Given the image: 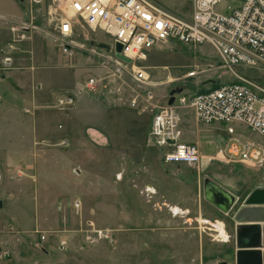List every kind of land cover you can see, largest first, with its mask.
Instances as JSON below:
<instances>
[{"label":"rangeland","instance_id":"rangeland-1","mask_svg":"<svg viewBox=\"0 0 264 264\" xmlns=\"http://www.w3.org/2000/svg\"><path fill=\"white\" fill-rule=\"evenodd\" d=\"M16 1L22 14L9 17L7 25L24 20L30 28L0 81V264H234L233 224L229 217L214 220L220 212L208 213L203 183L209 179L236 196V213L264 187V169L216 157L215 143L264 148V138L239 123L229 124L234 133H228L227 124L198 122L183 110L182 134L197 129L202 149L212 155L199 165L173 166L161 164L142 130L171 89L195 92L233 80L212 46L164 43L148 52L142 64L149 80L138 83L130 64H116L110 51L91 44L110 42L108 35L74 31L73 55L67 57L59 50L50 0ZM155 1L178 14L190 11V0ZM1 33L0 63L12 38L10 29ZM31 37L34 49L27 46ZM192 69L198 74L182 77ZM237 71L264 83L262 65ZM89 76L101 78L96 91L82 86ZM59 92L74 95V103L56 105ZM146 92L153 93L149 101ZM150 151L154 158L142 159ZM165 177L171 195L186 200V207L176 204L187 209L183 216L170 214L156 187L153 195L142 192ZM201 218L221 224L214 229ZM88 223L108 229L110 239L85 241ZM220 226L225 241L217 237Z\"/></svg>","mask_w":264,"mask_h":264},{"label":"built area","instance_id":"built-area-1","mask_svg":"<svg viewBox=\"0 0 264 264\" xmlns=\"http://www.w3.org/2000/svg\"><path fill=\"white\" fill-rule=\"evenodd\" d=\"M39 4L43 0H30ZM50 15L55 19L60 52L71 57L73 32L84 30L87 34L101 31L110 37L111 58L118 65L130 64L131 74L138 83L149 80V72L142 64L148 52L167 42H179L188 47L208 43L215 50L220 64L232 77V81L199 92L174 93L169 104V94L163 104L153 112L148 141L159 150L165 163L199 165L205 158L196 143L182 140L181 112L188 110L198 122L227 124V132L234 133L231 123L250 128L264 138V83L244 76L238 67H264V0H190V11L181 15L170 11L155 0H50ZM30 23L20 21L10 28L12 38L6 44V52L0 63V81L17 43L28 38ZM121 50H114L115 43ZM198 74L188 70L182 77ZM101 78L89 76L83 82L87 91H96ZM153 93L146 92V101ZM58 106L72 105L74 95L59 92L55 98ZM136 104V98L131 105ZM246 142L243 145L218 147L216 157L227 161L247 162L264 169V148ZM208 159L211 158L207 157ZM119 177V175H117ZM147 196L156 193L146 184L142 190ZM165 204L172 216H183L187 209ZM74 206H79L75 201ZM176 208V210L172 209ZM87 242L110 239L108 229L88 223L84 230ZM40 238L45 239L41 234Z\"/></svg>","mask_w":264,"mask_h":264},{"label":"water","instance_id":"water-1","mask_svg":"<svg viewBox=\"0 0 264 264\" xmlns=\"http://www.w3.org/2000/svg\"><path fill=\"white\" fill-rule=\"evenodd\" d=\"M91 44L106 51L111 49L110 45L104 41L91 40ZM114 50L118 53L121 50V44L116 42ZM180 91L179 87L170 90L169 104L173 101L174 93ZM203 193L204 197L222 212L229 211L236 202L233 194H229L209 179L204 180ZM259 210H262L261 216L257 215ZM233 220L236 223L234 264H264V187L257 188L247 196L243 206L233 215ZM218 264H227V262L221 261Z\"/></svg>","mask_w":264,"mask_h":264},{"label":"crops","instance_id":"crops-1","mask_svg":"<svg viewBox=\"0 0 264 264\" xmlns=\"http://www.w3.org/2000/svg\"><path fill=\"white\" fill-rule=\"evenodd\" d=\"M2 3H4L5 5L4 6H2ZM3 7V8H2ZM18 7H19V5H18V3H17V1L16 0H0V32H2L1 33V35L3 36V34L5 33V31L8 33L9 32V29L11 28L10 27V25L8 26L7 24H9L8 23V18L9 17H13V16H16V17H20V15L22 14L21 13V10H19L18 9ZM167 8V7H166ZM168 9V8H167ZM170 10V9H169ZM171 11V10H170ZM172 12H174V11H172ZM176 13V12H175ZM178 14V13H177ZM181 15H183V14H181ZM10 27V28H9ZM77 31V30H76ZM100 41H103V40H100ZM35 44H36V42H35V37H31V39L27 42V46L28 47H30V48H35ZM37 45V44H36ZM197 121V120H196ZM149 124H150V121H149V123L148 124H145L146 125V127H145V125L143 126V132H144V134L146 133L147 134V131H148V129H149ZM142 128V126H139V129H141ZM144 128H145V131H144ZM147 128V129H146ZM184 137L186 138V140H184ZM182 140L183 141H186V142H193V143H196L197 145H198V147H199V150H200V152H201V154L204 156V157H210V155H212L211 153H207V152H205L203 149H202V144L200 143V141H199V136H198V133H197V129L196 130H194V132H193V134H192V136H189V135H183L182 134ZM221 140V139H220ZM220 143H224V140H221V141H219ZM219 142H217V143H215V146H216V150H215V152L214 153H216V151H217V149H218V145H219ZM136 143H137V141H136ZM138 144V143H137ZM220 147V146H219ZM159 152H157V154H158ZM213 153V154H214ZM153 155V152H144V156H142V159H144L145 157H146V159L147 160H150V156H152ZM152 158H154L153 156H152ZM161 161V160H160ZM163 163V161H161V164ZM170 164V163H169ZM177 166V165H180V163H173V166ZM153 179V178H152ZM161 179V183L159 182V180ZM155 178V179H153V182H149L150 183V185H153V187L155 188H157L158 189V191L168 200L167 202H168V204L169 205H176V204H178V205H180V206H183V207H186L185 205H183L182 204V202L183 201H186L184 198H179V197H175L174 195H171V192H169L168 191V189H166L165 188V183H164V181H166L168 178ZM162 179H163V181H162ZM171 179V178H170ZM236 197V196H235ZM238 198L236 197V202L238 201L237 200ZM236 202L233 204V206H232V208L229 210V211H227V212H222L220 209H218L217 207H215V206H213L212 204H208V205H210V212H208L210 215H214L215 214V212L217 211V212H220L221 214H219L220 216L219 217H216V215H215V217H213L214 218V220H224L225 221V218L226 217H229V219H231V222H232V224H233V234H234V226H235V221L233 220V218H232V216L235 214V211H234V206H235V204H236ZM171 203V204H170ZM182 204V205H181ZM177 205V206H178ZM200 205V207H199V210L201 211H203V205H201V203L200 204H198V206ZM182 208V207H181ZM201 211V212H202ZM204 212V211H203ZM217 218H219V219H217ZM202 219V218H201ZM203 219H206V218H203ZM208 220V219H207ZM224 221H222V222H224ZM208 222L210 223V221L208 220ZM221 223H219V225H220ZM224 224V223H223ZM234 252H235V250H234Z\"/></svg>","mask_w":264,"mask_h":264},{"label":"bare ground","instance_id":"bare-ground-1","mask_svg":"<svg viewBox=\"0 0 264 264\" xmlns=\"http://www.w3.org/2000/svg\"><path fill=\"white\" fill-rule=\"evenodd\" d=\"M245 126V125H244ZM246 127V126H245ZM226 191V190H225ZM230 194V193H229ZM229 200V199H228ZM172 209L176 210V208L172 207ZM246 215L248 216V212H246ZM257 215L261 216L262 215V210H259ZM182 216V215H181ZM203 223H208L210 225L214 226V229L216 228V226L219 224V222L216 223H209L207 219H202ZM262 224V223H261ZM218 232L219 234L217 235L218 238H220L221 240L225 241L227 234L225 233V231L223 230V228L220 226L218 227ZM234 234H235V226H234Z\"/></svg>","mask_w":264,"mask_h":264},{"label":"trees","instance_id":"trees-1","mask_svg":"<svg viewBox=\"0 0 264 264\" xmlns=\"http://www.w3.org/2000/svg\"><path fill=\"white\" fill-rule=\"evenodd\" d=\"M216 86H217V85H216ZM216 86H214V87H216ZM214 87L212 86L211 88H214ZM197 91L202 92V91H205V90L199 89V90H197Z\"/></svg>","mask_w":264,"mask_h":264}]
</instances>
